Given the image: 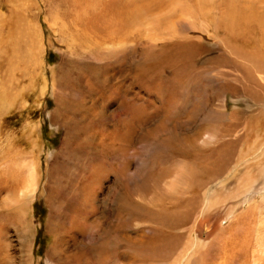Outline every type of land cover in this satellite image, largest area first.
I'll use <instances>...</instances> for the list:
<instances>
[{
  "label": "rangeland",
  "instance_id": "obj_1",
  "mask_svg": "<svg viewBox=\"0 0 264 264\" xmlns=\"http://www.w3.org/2000/svg\"><path fill=\"white\" fill-rule=\"evenodd\" d=\"M149 1L0 0V202L38 180L29 236L0 210V264H264L258 68L171 14L150 36Z\"/></svg>",
  "mask_w": 264,
  "mask_h": 264
},
{
  "label": "bare ground",
  "instance_id": "obj_2",
  "mask_svg": "<svg viewBox=\"0 0 264 264\" xmlns=\"http://www.w3.org/2000/svg\"><path fill=\"white\" fill-rule=\"evenodd\" d=\"M192 1L193 0H150L148 3H146L143 6V9H140L141 7H139L137 9V12L134 11V12H136V14L134 15V21H136L135 23H136L137 27L142 25V26H140L141 29L142 28L145 29L150 36H155L157 33V29H158L157 25L155 24L156 21L159 20L158 15H159V17H160V15H163V16H165L166 19H169L168 16L171 14V16L176 17L177 19L181 20V22L173 20L174 22L172 21V25L174 26V25L180 23L181 24L180 26H183L185 32L188 34H191L190 35L191 39H193L195 44L200 45L201 41L207 36H211V38H213V37L217 38L219 40V42L221 43V47H219V50L217 51V55L215 56V58L225 57L227 59H230L229 61H235L236 63L237 62H239V63H241V62L242 63L243 62L249 63L250 62L251 63L252 61H254V63H252V64H254L253 66H256L258 68L257 73L259 75H257V76L261 77V81L263 80V85H261V88L264 90V72H263L264 71V0H200V1L195 0L197 2V4H195V5L192 4ZM241 1H243V3H241ZM98 2H99V0H98ZM125 3H126V1H125ZM212 3H213L212 7L209 6L210 7L209 8L206 6L207 4H212ZM153 7H154V9L151 12H149L148 9H151ZM219 7L224 8V9H229L230 12L225 11V13H222V14L212 13L216 8H219ZM132 12H133V10H132ZM140 17L142 18L141 20H140ZM123 21H125V20H123ZM223 25H225L227 27V29H229V31L226 32L225 31L226 29L224 28L225 30L223 29L222 34H221L220 33V26L224 27ZM161 26L163 27L164 25H161ZM167 27H168V24L165 27L166 29L162 28L163 31L161 33H163L164 36H166L168 34L173 35V33H174V35L178 34L177 32H175L173 30L171 31L170 27L169 28H167ZM258 29L261 31L260 34H258V32H256ZM158 31H160V29H158ZM224 31L228 35H226V33H224ZM229 33H230V36L231 35L235 36V35H239V34H247L249 39H250L249 42L251 44L257 43L256 45L250 47L256 51L250 50V52H248L247 50H243L245 48L242 49L241 47H238L237 45H231V44L229 45V43H228L229 42V37H228ZM177 36L179 37L180 34H178ZM242 36H245V35H242ZM233 38H236V37H233ZM147 40H148V38H147ZM14 42H15V40H14ZM1 43L2 42H0V44ZM3 43H5V42H3ZM129 47H130V45H129ZM151 48L153 49V47H151ZM127 49H129V48H127ZM188 50L190 51V49H188ZM257 50L261 52L262 57ZM220 67H221V65H220ZM237 70H238V68H237ZM244 71H245V69H244ZM248 72H250V71H248ZM252 72H254V71H252ZM238 73H240V72H238ZM245 73H247V72H245ZM241 74H243V73H241ZM239 77L241 78V76H239ZM250 80L253 81L252 79H250ZM258 80H259V78H258ZM246 83H247V81H246ZM262 89H259V90H262ZM251 90L252 89H250V91ZM248 94H249V92H248ZM254 95H253V97H255ZM257 97H259V96L257 95ZM263 98H264V96H263ZM26 167H27L28 175L30 176V182H31L30 186L28 188H26L22 193H20V195L17 198L16 197L15 198L11 197L8 199L5 198L0 202L1 212H8V213L15 212V214L18 216V221L20 224V230L19 231L21 232V234L23 236H27V235L29 236L30 234H26V233L32 231V229H33L32 228V221H31V217H30V205L32 204L31 201L34 198L36 188H37V181H38L37 177H36V170L34 169L32 164H29ZM262 174H263V172H262ZM263 176H264V174H263ZM257 190H259V191L264 190V180H263V182H261V186L258 187ZM29 259H30V257H29Z\"/></svg>",
  "mask_w": 264,
  "mask_h": 264
}]
</instances>
